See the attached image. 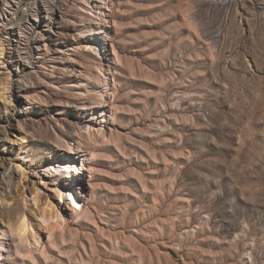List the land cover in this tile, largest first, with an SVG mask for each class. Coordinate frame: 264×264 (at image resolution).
Instances as JSON below:
<instances>
[{
  "label": "rangeland",
  "instance_id": "rangeland-1",
  "mask_svg": "<svg viewBox=\"0 0 264 264\" xmlns=\"http://www.w3.org/2000/svg\"><path fill=\"white\" fill-rule=\"evenodd\" d=\"M2 18L42 49L0 99V228L25 210L3 202L7 157L62 161L69 190L41 184L62 217L32 213L39 241L7 236L0 264H264V0H0Z\"/></svg>",
  "mask_w": 264,
  "mask_h": 264
},
{
  "label": "bare ground",
  "instance_id": "bare-ground-1",
  "mask_svg": "<svg viewBox=\"0 0 264 264\" xmlns=\"http://www.w3.org/2000/svg\"><path fill=\"white\" fill-rule=\"evenodd\" d=\"M216 1H221V2L227 1L228 2L230 0H216ZM7 20L9 21V19ZM7 25H8V22H6L5 19L3 18L0 19V75L1 73H3L5 69L6 70L9 69L8 77L4 80L0 78V99L4 101L6 104L11 102L12 97H14L13 90L15 89L14 87L16 83L21 82V79L25 77V75H27L28 73H31V71L37 72L36 69L37 67H39V65L36 64V61L34 60V58H39L41 56L40 50L42 49L41 45H38L36 56H32L33 58L30 56H27V54H25L23 50L20 51V46L24 43V42H21L22 37L20 38L18 34H15L11 31H7L8 29ZM3 32L6 33L4 34L6 35L5 38L1 36L3 35ZM6 42H8L10 46V49H11L10 51L7 50V48L5 47ZM98 43L99 41L97 39L92 38L89 41V43L85 44V46L88 47L87 48L88 50H95V45ZM23 46L24 45H22V47ZM94 116L96 117V115ZM20 121L18 122L17 126L15 125L13 126L11 124L10 125L11 129L9 131L17 132L18 135H17L16 140L20 143V151H23L24 150L23 145L30 135L28 133V130L25 129L23 122L21 123ZM81 128H83V126L80 125V129ZM90 128L92 127L90 125H87L86 130L91 131ZM0 137H7V138L9 137L7 129H3V131L0 132ZM66 151L70 154L72 152L71 150H67V149ZM78 151H79V154H78L79 159H82V163H81L82 166L79 165L80 164L79 160H78L79 162L78 163L75 157H71V156L69 158L68 163L64 164L63 166H66L69 164H70L69 165L70 167L74 166L73 168L74 175H75L74 179L80 182L81 184L82 183L81 181L84 179V177H79L77 175H79L80 173H83V174L86 173L87 165L84 159L87 160L88 158L86 154L83 153L81 150H78ZM20 156H21V153H18L16 157H7V162H9V164H7L6 167H4V174H6L4 177L7 178L11 182L13 179V174H16L17 180L10 190L9 197L3 198V202H6L7 206H9L8 208L12 209L14 206L18 205L19 203L23 201L25 204V210H23L20 213V215L18 214V218L15 221L9 224L7 222L8 225H6L4 228H0V260H2L3 257L5 258L6 256L4 254L5 253L4 249H5V241H7L5 240V238L7 236L8 238L11 236L13 241L17 242L16 248L19 251L23 249L22 248L23 246L25 245L30 246V244L39 241L40 234L32 220V217H31L32 213L34 215L35 214L40 215L41 217L40 220L44 224L52 221L51 219L56 220L62 217V214L59 211V206H60L59 202L55 200V198H57L56 195L54 193L53 194H51L50 192L48 193L47 191L43 189V186L45 187L46 184H50L54 182H57V185L60 184L59 188L62 186L61 184L63 183L61 181L59 182V179L62 175V171L66 170L65 168L61 169L60 167V165L62 166L61 164L62 161L58 160L56 163H53L51 167L44 169L45 174L42 172L44 176L41 173L40 176L38 177L36 173L34 172L31 173V171L27 169L26 162L21 160ZM11 167L13 168V171L9 172ZM69 169L71 170L72 168H69ZM42 180L44 181L42 182ZM41 184L43 186H41ZM65 188L66 186L60 188V191L66 190L67 192L69 190V186H67V189ZM79 188L81 189V187ZM58 194L60 196L59 198L62 199L64 197V194H62V192L61 193L59 192ZM80 194L83 196L84 194L83 191H80ZM29 196L31 197V199L28 198ZM10 201L14 202L13 207L10 206L11 204ZM31 201L34 202V204H32V207L28 206L29 202L31 203ZM72 202H73L72 204L73 207L75 209H79V205H78L79 203L75 201V199H72ZM60 204H61V201H60Z\"/></svg>",
  "mask_w": 264,
  "mask_h": 264
}]
</instances>
